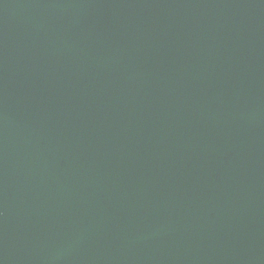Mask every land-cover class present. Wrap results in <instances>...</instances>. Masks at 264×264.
I'll return each mask as SVG.
<instances>
[{
    "label": "water",
    "instance_id": "95a60500",
    "mask_svg": "<svg viewBox=\"0 0 264 264\" xmlns=\"http://www.w3.org/2000/svg\"><path fill=\"white\" fill-rule=\"evenodd\" d=\"M0 264H264V0H0Z\"/></svg>",
    "mask_w": 264,
    "mask_h": 264
}]
</instances>
